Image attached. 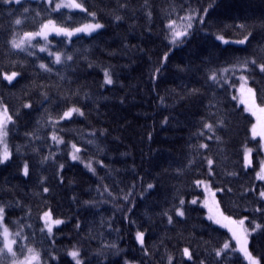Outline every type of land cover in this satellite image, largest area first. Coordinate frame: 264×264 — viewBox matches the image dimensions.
<instances>
[{
    "label": "trees",
    "instance_id": "1",
    "mask_svg": "<svg viewBox=\"0 0 264 264\" xmlns=\"http://www.w3.org/2000/svg\"><path fill=\"white\" fill-rule=\"evenodd\" d=\"M76 2L83 11L0 0V112L6 108L12 118L5 138L10 159L0 164V207L16 241L15 257L5 251L2 264L25 258L28 249L37 264H75L68 255L74 249L82 264H169L170 256L172 264H245L233 248L216 256L230 236L191 202L203 196L197 181L209 182L226 216L245 220L248 250L264 264L263 184L255 173L263 154L251 137L253 120L236 100L243 76L264 105L258 66L264 64V0ZM48 21L103 27L87 36H52L44 51L38 39L13 48ZM173 29L187 32L175 44ZM13 72L9 83L3 76ZM73 108L79 113L64 118ZM248 148L252 167L244 163ZM46 211L63 221L51 234L42 221ZM137 232L144 233L143 247Z\"/></svg>",
    "mask_w": 264,
    "mask_h": 264
},
{
    "label": "snow or ice",
    "instance_id": "2",
    "mask_svg": "<svg viewBox=\"0 0 264 264\" xmlns=\"http://www.w3.org/2000/svg\"><path fill=\"white\" fill-rule=\"evenodd\" d=\"M2 2L3 3H9V2H11V0H2ZM15 2L19 3L20 0H15ZM68 6L69 5H67V4H57L56 5L57 8L68 7ZM70 6L74 7V8H80L81 11L84 10L79 3H76V0H71ZM205 11H207V10H205ZM92 15L94 16L95 14L93 13ZM117 19H120V18L117 17ZM187 19H189V21H190L191 19H193V17H188ZM15 23L17 25H19L21 23V21L19 19H17L15 21ZM49 24H51V21L49 22ZM191 26L192 25L189 22L188 25H187V28H191ZM48 27H49L48 24L43 25L40 33L26 34V37H31L33 35H44V37L46 39V33L44 32V29H47ZM53 27L55 28L54 25H53ZM101 27H103L101 24L87 25L84 28L75 29V32H81V31H89L90 32V31H94L96 29H99ZM169 27L172 28V24H170ZM55 30H56L57 34L63 33L65 35H67V36L73 35V32L69 31L67 29L55 28ZM186 34H187L186 31H176L175 29H173V31H172V40L170 42L175 44L177 39H179L181 36H184ZM217 39H222V37L218 36ZM246 39H247V37H245V40ZM245 40H241V41H239V43H244ZM21 43L22 42L18 43L16 41H13L12 42V46H13V48L20 49L21 48ZM40 50L44 51L45 49L41 48ZM68 59H71V57L69 56ZM55 61H56V63H60L61 62V57L59 55H56ZM251 63L252 64H257V61L252 60ZM258 66H259L260 71L264 72V64H261V65H258ZM40 68L44 69V70H48L44 64H41ZM157 71H159V70H157ZM17 75H18L17 73L13 72L11 75L5 74L3 76V78L5 80H7L9 83H11L13 81V79ZM104 76H105V80H104L105 84H111L112 83V79L110 77V74L107 71H105ZM209 78L211 80H213V81L216 80L215 74H213ZM240 79L242 81H244L245 84L247 83V80L245 79V77L242 76V77H240ZM242 87H243V85H242ZM247 91L249 93H252V89L251 88H248ZM24 107L28 108V107H31V105L25 104ZM261 111H264V109H261ZM73 112H78L79 113V109H76V108L70 109L69 111L64 113V118L70 117ZM80 114L82 115V113H80ZM11 122H12V118H11V116L8 115V110L6 108H4L3 112H0V145H3V150L0 151V164H4L5 162H7L10 159V153L8 151V146H7L5 138L8 135L7 125H8V123H11ZM205 128L208 129L209 131H212L213 126L211 124H206ZM200 134L203 135V133H200ZM252 135H253V138H256V136H257V132H256L255 126H253ZM52 139L54 141H56L57 143H62L63 142L62 140L58 139L55 135L52 136ZM261 139L264 140V134H261ZM73 147L75 148V145ZM200 147L201 148H206L207 145L201 144ZM75 151L79 152L80 149L79 148H75ZM251 151H252V149H250V148L245 150L244 160H245V165L246 166H248L249 163H250L249 154L251 153ZM45 159H47V158H45ZM72 159L73 160H77V159H79V157L77 155L73 154L72 155ZM207 162H208V165H209V167L211 169L213 161L211 159H208ZM86 166L89 168L90 171H93V169L91 168L90 165H86ZM61 167H63V165H61ZM261 173H264V165L261 166ZM23 174L25 176L28 175V165L27 164L24 165ZM210 174H211V172H210ZM257 178L258 179H264V175H261L260 173H258ZM203 183H204L203 181H197V184H203ZM148 187L151 188L152 185L150 184V185H148ZM205 187L207 188V185H205ZM44 191L47 192L48 189L45 188ZM260 197L264 198V191L260 192ZM180 203H181V205H183L184 201L181 200ZM192 203L195 204L196 201L193 200ZM257 211H259V209H257ZM3 213H4V208L0 207V218H2ZM165 215H167V213H165ZM176 215L179 216V217H183L184 216V211L182 209H180V208H177L176 209ZM42 218L45 220V227L47 228V231H48L49 234L52 233V225H59V224L63 223V221H61L59 219H53L52 216H51V213L47 212V211L44 213ZM208 218L209 219H213L212 216H209ZM224 219L227 220L230 224H233V225L238 224L240 226V228H241V230H242V232L244 234L243 237L238 235L237 232L234 231L232 228H229V231L232 232L233 238L236 240L237 245H240V249L239 250L244 254L245 258L249 261V264H258V261L247 250V242H248L247 241V235H250V232H249V230L247 228L243 227L244 223H245V220L241 219L239 221H236V220H232L229 217H224ZM245 219H247V218H245ZM168 221H169V223H172V217L171 216H168ZM214 222L219 223V221H214ZM260 227L261 226L259 224L256 225V229H259ZM254 230L255 229H253V231ZM3 236H4V245H3V248H0V264H2L5 250L7 251V253L9 255H11L13 257H15V255H16L15 251L12 248V244H15L16 241L15 240H12L11 242L8 241V229L7 228L4 229ZM143 237H144V233H142V232H137L136 233V240H137L138 243H140L141 247H143V245H144ZM242 239H243V243H241ZM229 247H230V245L226 242L223 245V248L218 249L216 251V256L220 257L222 255V253L225 252V250L229 249ZM28 251L30 253H33L32 249H28ZM68 255L72 258V260L75 262V264H82L81 260L79 259L80 253H79L78 250L74 249V250L70 251L68 253ZM183 257L188 259V260L192 259V254H191V252H190V250L188 248H184L183 249ZM31 259H33V260L37 259V254L33 253ZM172 259L173 258L171 256L168 258L169 264H172Z\"/></svg>",
    "mask_w": 264,
    "mask_h": 264
},
{
    "label": "rangeland",
    "instance_id": "3",
    "mask_svg": "<svg viewBox=\"0 0 264 264\" xmlns=\"http://www.w3.org/2000/svg\"><path fill=\"white\" fill-rule=\"evenodd\" d=\"M11 1L15 2V0H11ZM20 1H22V0H20ZM41 1H44L46 4L50 5L53 8L54 11H58V10H61V9H65V10H68V11H81L80 8H74V7L70 6L71 0H41ZM57 4H67L69 6L68 7L57 8L56 7ZM49 22L50 21H48V22L43 24V25H46V24L49 25V27L47 29H44V32L46 33V39H45L44 35H33L31 37H26V35H25L24 37H22V39L20 41V42H22L21 43V47L30 44V42L35 40V39H38V40H40L42 42V48L43 49H47L48 46H49L48 39L50 37H52V36L66 37L67 39H69V38L77 36V35H86L87 36V35H90V34L96 32L97 30L100 29L99 28V29H96V30L90 31V32L89 31L75 32V29H77V28H84L87 25H95V24H98V23H93L92 22V23H89L87 25H84V26H81V27H77V28H66V27L57 26L52 21H51V24H49ZM43 25L35 33H40ZM53 25L55 26V28H62V29H67L69 31H72L73 35L67 36V35H65L63 33L57 34V32H56L55 28L53 27ZM35 33H31V34H35ZM171 40H172V38H171ZM242 85H243V87H242ZM248 88H251V87H249L247 84H245L244 81L240 80L239 86L236 87V100L243 107L244 111L248 115L251 116V118L253 120L251 129H250L251 137L253 138L252 129H253V126H255L256 132H257V136H256V138H253V139H258L259 142H260L263 158L260 161V165L258 167V170H256V176H257L258 173H260L261 175H264V173H261V166L264 165V140L261 139V134H264V111H261V109H264V105H258L256 103L253 90H252V93H249L247 91ZM1 147H2V150H3V145H1ZM244 156H245V151H244ZM249 161H250V163H249L248 166L245 165L246 167H252L253 166L252 165V160H251V153L249 154ZM258 180H260L264 184V179H258ZM205 185H207V188L205 187ZM199 188L202 191L203 196L199 200L193 199V200L196 201L195 204H197V203L200 204L201 208L204 209L206 218L208 219V221L212 225H214V226H216V227H218L220 229H223L224 231H226L229 234V236H230V241L228 243L230 245L229 249L233 248L235 251H237L242 256V258L244 259L245 263L249 264V261L245 258L244 254L239 250L240 249V245H237L236 240L233 238L232 232L229 231V228H232L234 231L237 232L238 235L243 237L244 234H243L240 226L238 224H236V225L230 224L227 220L224 219V217H228V216H226L223 213V211L221 210V208H220V206H219V204L217 202L216 191L211 188V186H210L208 181H206L203 184H201ZM263 191H264V189H263ZM47 212H49V211H47ZM43 215H44V213H43ZM209 216H212L213 219H209L208 218ZM229 218H231L232 220H236V221L241 220V219H234L232 217H229ZM42 221H43L44 227H45V220L43 218H42ZM214 221H219V223H216ZM55 226L56 225H52V228L55 227ZM243 227L247 228L245 223H244ZM5 228H7V227L4 224L3 216H2V218H0V229H1L3 243H4L3 233H4V229ZM45 229L47 230L46 227H45ZM12 240H13L12 234H11V232L8 229V241L11 242ZM247 241L249 242V235H247ZM248 242H247V250H248ZM241 243H243V239H242ZM248 252H249V250H248ZM33 253H35V252H33ZM33 253L29 252L27 254V256L25 258H23V259H19V260L13 259L11 264H37L38 260L31 259ZM35 254H37V253H35ZM37 258H38V255H37ZM254 258L258 261V264H260V261L256 257H254ZM128 264H131V263H128Z\"/></svg>",
    "mask_w": 264,
    "mask_h": 264
},
{
    "label": "bare ground",
    "instance_id": "4",
    "mask_svg": "<svg viewBox=\"0 0 264 264\" xmlns=\"http://www.w3.org/2000/svg\"><path fill=\"white\" fill-rule=\"evenodd\" d=\"M183 24H187L188 22L185 20V21H182ZM258 170V169H257ZM256 173V172H255ZM257 177V176H256ZM263 184V183H262ZM263 189H264V184H263Z\"/></svg>",
    "mask_w": 264,
    "mask_h": 264
}]
</instances>
